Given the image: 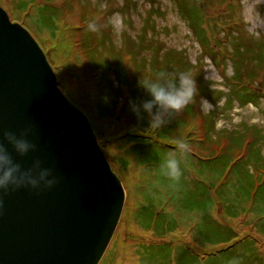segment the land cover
Segmentation results:
<instances>
[{
    "label": "rangeland",
    "instance_id": "obj_1",
    "mask_svg": "<svg viewBox=\"0 0 264 264\" xmlns=\"http://www.w3.org/2000/svg\"><path fill=\"white\" fill-rule=\"evenodd\" d=\"M24 1H32L37 6L42 5L45 0ZM61 1L52 0L56 5ZM78 1L82 6L76 0L72 2L70 10L65 12L59 23L60 29L55 39L48 37L44 29L35 26L32 18L33 10L31 16L28 17L32 19L26 20L30 28H24L41 45L48 62L50 61L54 67V72H56L54 74L59 81L58 86L62 93L77 109L83 110L87 118L88 116L96 117V119L93 118L95 124H93L92 130L97 141H108L100 147L101 151L126 188V200L120 222L99 264H138L133 253L138 242L134 240L137 238L136 240L144 244L155 242L151 238L150 232H144L132 215L133 207L142 203L139 196L146 192L141 183L139 184L145 175L141 167L135 164L134 159L130 155H126L125 142L123 140L112 141L124 132L131 133L132 129L128 120L122 115L119 118L117 114L114 115L117 118H113L114 116L111 118L109 112L111 104L106 103L102 98L98 103V108H95L87 79L92 70L88 66L87 59L82 55H77L74 39L77 34L73 33L72 29L82 23V16L84 20L91 19L93 21L99 19L100 16L102 18L105 16L100 23V28L106 34L109 47L116 52L119 51V48L124 50L126 45H130L133 57L124 58L126 65L124 69L127 75L125 77L128 78V82L135 77L137 81L146 80L148 74H152L155 79L157 73L152 71V68H158L159 63L167 64L165 63L167 62L166 58L171 54H177L182 62H189L191 66L188 71L198 83L197 97L189 104L193 108L192 115H189L190 127L195 131V134H201L207 127L206 118H204L206 115L213 123L210 125L212 132L210 137L214 140L205 143L202 151L207 149L209 150L207 153H216L223 149L222 143L226 144L227 139L232 136L230 132L241 131V126L251 125V127L254 126L262 132L264 131V84L261 85L259 80L253 84L250 82L248 90L258 89L263 97L260 102L257 101V106H254L248 104L242 95H239L237 86H235L238 81L237 77L232 78L242 64V58L234 57V54L244 45L250 44L249 39L258 40L264 37V0H204V8L201 12L203 36L190 27V22L197 19L199 11L193 9L194 6L189 0L183 2V5L189 9L191 14L193 13L190 22L187 21V16L182 12L181 6L176 0ZM16 3L17 0H0V6L7 12L9 19L15 17ZM194 3L198 5L200 2ZM110 4H115L116 8L112 14L106 10ZM122 5L125 6L123 10ZM198 7L202 8L203 5ZM234 24L236 29L233 28ZM235 35L238 36L234 37ZM93 36L98 37L97 33H94ZM240 38L242 44L238 40ZM254 44L256 45V43ZM235 45L239 46L235 48ZM135 46L138 47L137 50L134 48ZM107 50L104 51L106 57L108 56ZM133 63L141 65L139 66L140 72L136 71ZM167 71L170 72L168 68ZM113 76L110 74L109 77L105 76L102 79L104 91L109 92L113 85L118 84ZM198 76H200V80ZM201 86L206 88V91L203 89V94L199 93ZM241 86H245V84L239 85V87ZM209 90L211 92H208ZM123 91L127 93L126 89ZM140 93L141 91H139V95ZM201 97L208 100L211 103L210 106L202 105ZM81 104L83 107H80ZM84 109H88V112ZM184 111L185 109L176 114H180V118H182L185 116ZM90 120L92 121V119ZM100 129L105 130L101 136L99 135ZM181 138L183 139V136ZM260 144H262L261 152L264 156V140ZM190 146L193 148L192 146L195 144ZM255 147L256 145L253 149ZM186 185V190H190L189 185L187 183ZM180 187L183 188V186ZM169 188H174V184L164 186L166 191ZM186 190L183 191L186 192ZM130 207L132 210H128L125 216V210ZM167 210H171V207H168ZM182 217L181 222L184 225L178 227L175 234L167 235L160 243L172 240L174 244L198 245L193 228L190 226L191 224L189 225V223H195L196 217L190 216L191 219H189L187 214H183ZM209 218L219 228L224 229L225 226L233 228L239 237L252 236L255 239L253 245L243 246L240 250L245 254L255 253L257 264H264V232L259 229L258 225L254 226L255 219L251 218V214L247 213L246 216L231 220L223 214L222 206L217 204L213 206ZM239 256L240 252L237 255V263L246 264L244 258L239 260ZM130 258L134 260L131 262Z\"/></svg>",
    "mask_w": 264,
    "mask_h": 264
},
{
    "label": "trees",
    "instance_id": "obj_2",
    "mask_svg": "<svg viewBox=\"0 0 264 264\" xmlns=\"http://www.w3.org/2000/svg\"><path fill=\"white\" fill-rule=\"evenodd\" d=\"M73 1L62 0L60 4L56 5L52 0H45L42 5L35 6L32 1L17 0L15 17H10V20L29 29L26 20L33 18L35 26L44 29L48 37L55 39L60 29L59 23L65 12L70 10ZM76 1L80 3L78 0ZM176 1L187 16V21L190 22L193 13L191 14L189 9L183 5V2H188V0ZM189 1L193 4V9L199 11L197 19L190 22V27L203 36L201 12H203L204 2L203 7L199 8L192 0ZM80 5L82 6L81 3ZM121 8L123 10L125 6L122 5ZM32 10L34 11L32 18H28L31 16ZM106 10L112 14L113 11H116L115 4H110ZM104 17L100 16L97 20L89 19V21L84 20L82 16V23L76 25L72 32L77 34L74 38L77 55L85 57L92 70L87 79L95 108H98L101 98L105 101V97H107L105 102L111 104L110 117L117 114L119 118L123 116L128 120L132 129H130L131 133L124 132L112 141L123 140L125 142L126 155H130L134 159L135 164L141 167L145 175L139 184L141 183L146 192L139 196L142 203L133 207L132 215L144 232H150L151 238L155 242L144 244L136 240L137 238L134 240L138 242L133 251L137 263L238 264L237 255L240 252L239 260L244 258L246 264H257L255 253L245 254L240 250L243 246H252L255 239L252 236L239 237L230 227L219 228L210 220L209 213L213 206L220 204L223 214L231 220L246 216L247 213L251 214V218L255 219L254 226L258 225L259 229L264 232V156L261 152L262 144H260L264 140V131L262 132L254 126L251 127V125L241 126V131L230 132L232 136L227 139L226 144L222 143V150L216 153H207L209 150L202 151V148L205 143L214 140L210 137L212 133L210 125L213 123L205 115L207 126L205 131H202L201 134L188 131L191 123L189 115H192L191 110H193L190 105L183 112L185 116L180 118V114H174L169 118L167 124L159 128H149L147 121L137 122L134 114L129 110L128 101L130 98H147V94L138 86L139 80L137 81L136 77L129 82L125 77L127 75L124 69L126 66L124 58L133 57L130 45L125 46V51L119 48V51L116 52L109 47L106 34L100 28ZM103 23L105 24V21ZM231 30L233 29L231 28ZM94 33H97L98 37L93 36ZM236 36L238 35L234 37ZM238 40L242 44L241 38ZM248 41L251 43L244 45L234 54V57L242 58V64L232 78L237 77L238 81L235 86H237L239 95H242L248 104L257 106V101L260 102L263 97L255 89L248 90L246 84L250 82L253 84L258 78L259 81L261 79V84H264V37ZM39 46L41 47L40 44ZM238 46L235 45V48ZM134 48L137 50L138 47ZM106 49H108L107 57L104 53ZM166 60L167 64L159 63L158 68L153 67L152 71L158 73L167 71V68L171 73L184 71V69L188 71L191 66L187 61L182 62L177 54L167 56ZM133 64L136 71L140 72L139 66L141 65ZM51 67L54 71V67L52 65ZM110 74L114 75L118 84L113 85L112 89L106 92L102 79L105 76L109 77ZM151 79H153V75L148 74L146 80ZM198 79L200 80V76ZM57 84L59 85L58 79ZM243 84L245 86L239 87ZM125 89L127 93H124ZM203 89L206 91L205 87H199V93L203 94ZM139 91H141L140 95ZM84 110L88 112V109ZM84 114L86 115L85 112ZM93 118L96 119L94 116H88L92 127L95 124ZM113 118H117V116ZM182 136L189 148L182 160L181 178L178 181H172L160 173L159 162L176 147L175 141ZM105 142L108 141L100 140L98 144L102 147ZM194 144L195 146L192 147L199 149L191 148L190 145ZM255 145L256 147L253 149ZM186 183L191 188L190 190H186ZM167 184H174V188H169L166 191L164 186ZM184 189L186 192L183 191ZM168 207H171V210H167ZM130 208L125 210V216L128 210H132V207ZM183 214H187L189 219H191L190 216L196 217L195 223H189V225L191 224L190 226L193 228L198 245L174 244L172 240L160 243L167 235L175 234L177 228L184 225L181 222ZM133 260L131 259V262Z\"/></svg>",
    "mask_w": 264,
    "mask_h": 264
},
{
    "label": "water",
    "instance_id": "obj_3",
    "mask_svg": "<svg viewBox=\"0 0 264 264\" xmlns=\"http://www.w3.org/2000/svg\"><path fill=\"white\" fill-rule=\"evenodd\" d=\"M29 127L38 149L16 159L25 169L40 159L59 183L0 190V264H99L120 221L124 188L40 47L0 6V141L5 130Z\"/></svg>",
    "mask_w": 264,
    "mask_h": 264
},
{
    "label": "clouds",
    "instance_id": "obj_4",
    "mask_svg": "<svg viewBox=\"0 0 264 264\" xmlns=\"http://www.w3.org/2000/svg\"><path fill=\"white\" fill-rule=\"evenodd\" d=\"M138 86L143 89L147 98H130L129 110L137 122L147 121L149 128L164 126L169 118L182 112L198 94L197 80L190 71L168 72L160 71L155 79L139 80ZM105 97V101H107ZM202 105L210 102L203 97ZM32 128L20 133L5 130L3 141H0V190L7 192L28 187L36 191L51 189L59 183V177L43 161L35 159L31 167L24 168L16 157H26L38 149V145L30 139ZM176 147L159 162V171L169 180L178 181L182 176V160L189 145L178 138Z\"/></svg>",
    "mask_w": 264,
    "mask_h": 264
},
{
    "label": "bare ground",
    "instance_id": "obj_5",
    "mask_svg": "<svg viewBox=\"0 0 264 264\" xmlns=\"http://www.w3.org/2000/svg\"><path fill=\"white\" fill-rule=\"evenodd\" d=\"M100 126H101V125H100ZM104 131H105V130H101V129H100V136H101V133L104 132Z\"/></svg>",
    "mask_w": 264,
    "mask_h": 264
}]
</instances>
